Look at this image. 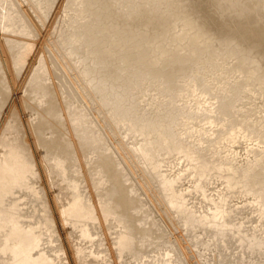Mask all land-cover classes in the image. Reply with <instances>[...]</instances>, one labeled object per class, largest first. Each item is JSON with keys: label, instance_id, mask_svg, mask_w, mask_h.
I'll use <instances>...</instances> for the list:
<instances>
[{"label": "bare ground", "instance_id": "6f19581e", "mask_svg": "<svg viewBox=\"0 0 264 264\" xmlns=\"http://www.w3.org/2000/svg\"><path fill=\"white\" fill-rule=\"evenodd\" d=\"M17 1L0 0V111L9 100L3 93L14 96L5 112L12 111L11 119L5 128V119L0 121V264H182L175 244L154 233L159 221L148 211L149 201L142 202L140 187L159 190L156 200L173 212L176 223L181 220L194 256L206 259L226 249L231 238L238 254H260L259 264H264V237L243 233L230 222L234 196L264 215V113L250 114L243 104L262 76L264 0H204L207 6L198 0L203 8L195 0H190L194 5L189 0L186 5L185 0H113L119 9L111 0H23L41 25L57 1L50 23L62 11L64 24L55 27V44L49 42L63 49L58 56L65 63H60L66 73V67L74 70L79 85L69 88L80 90L79 99L78 90H65L71 74L68 80L64 71L67 81L61 80L59 59L48 52L55 62L51 69L60 68L57 78L64 84L58 72L50 71L46 55H39L48 30L40 34L29 12L19 8L23 1ZM221 55L231 60L239 78L214 92L197 70L201 62L218 63ZM145 83L162 98L156 117L147 115V105L138 109L152 93L144 89L137 98ZM182 96L186 100L180 103ZM19 110H29V118L50 116L47 121L55 123L34 116L36 125L34 117V123L29 119L36 128L29 125L28 131L32 128L35 137L19 125ZM53 124L66 129L60 138L64 145L59 146ZM120 125L142 137L140 142L124 143L116 130ZM106 129L120 138L108 143ZM48 132L57 139L46 141ZM239 133L258 148L219 153L218 147ZM112 144L124 159L118 150L114 154ZM120 158L141 173L139 185ZM216 181L220 190L211 196L208 187ZM85 183L93 194L84 192ZM191 195L204 204L191 202Z\"/></svg>", "mask_w": 264, "mask_h": 264}, {"label": "rangeland", "instance_id": "374dc122", "mask_svg": "<svg viewBox=\"0 0 264 264\" xmlns=\"http://www.w3.org/2000/svg\"><path fill=\"white\" fill-rule=\"evenodd\" d=\"M17 1V0H16ZM21 1H23V0H21ZM20 0H19V2H21ZM110 1V0H109ZM112 2H114L113 0H111ZM190 1V0H189ZM189 1H184L185 2V5L187 4V2H189ZM192 1H194V0H192ZM192 1H190V4L191 5H194V4H196L195 2H197L198 0H195V2L193 3ZM18 1H17V4L19 5L20 3H19ZM108 2V1H107ZM112 2H111V4H112ZM199 2V1H198ZM198 2H197V4L196 5H198V7H200L199 5L200 4H198ZM200 2L201 3H203L204 2V0L202 1V0H200ZM199 2V3H200ZM22 3V2H21ZM109 3V2H108ZM23 4H24V6H23ZM23 4H21V6L19 5V8H22L24 11H25V13L27 12L28 14V16L29 17H32L31 18V20H32V22L34 23V25H35V28H37V26L39 27L38 29H37V31L40 33V34H43L44 32H46L47 30L49 31V32H51V34L47 31V33H48V35H49V37H47L48 35H47V33H44V39H45V41L43 40V42L45 43V45H44V43L42 42V44H41V47H40V52H42V53H40L39 55L41 56L42 54H44V55H46V62H48V60H52V58H53V56H52V58H51V55H50V57H49V54H48V52L50 51L51 52V54H53L54 55V58L56 59V58H58L59 60H60V57H61V55H60V51L63 53V49H61V47H60V50H59V48H56L55 47V45L53 46V45H51V44H55V42H53L54 40H56L57 41V39H56V34H57V30L55 29V27L56 26H61L60 24H62L61 23V20H63L62 19V17H63V15L61 14L62 13V11H60L58 14H57V16H56V18H58V16L59 17H61L59 20H57L56 18H54V23H50L51 21L50 20H52V17H53V15L52 14H54V10H55V8H56V6H54V5H57V1H56V3H54L53 4V8H54V10L53 9H51L50 11H49V14H47V18L48 17H50V19H49V21L47 20V18H45L44 20V23H43V21H42V23H43V25H45L46 23H47V25L44 27L43 25H41L40 23H41V21H40V23L38 24L37 23V21H39V19H37V20H34V19H36V18H33L34 16H30L29 14L30 13H32L31 12V10H32V6L30 5V4H28V2L26 3V2H24L23 1ZM25 4H27V5H25ZM203 4H205L206 5V3L204 2ZM28 5H29V9H30V11L29 10H27V8H28ZM113 5H116V2H114L113 4H112V6ZM189 6V5H188ZM207 6V5H206ZM206 6L204 7V9L206 8ZM113 7H115V8H118L117 7V5L116 6H113ZM209 7L211 8V6L209 5ZM25 8H26V10H25ZM200 8H203V6L202 7H200ZM114 9V8H113ZM119 9V8H118ZM203 9V10H204ZM207 9L210 11V9L207 7ZM211 9H214V8H211ZM34 10V9H33ZM116 11L115 12H117L118 10L117 9H115ZM206 10V9H205ZM204 10V12L206 13L207 11H205ZM54 11V12H53ZM120 11H122L121 9L119 10V12ZM208 11V12H209ZM214 11V10H213ZM53 12V13H52ZM119 12H118V15H119ZM123 12V11H122ZM210 12H212V11H210ZM209 12V13H210ZM124 13V12H123ZM120 14H122V13H120ZM212 14V13H211ZM214 14V13H213ZM32 15H35V13L33 12V14ZM51 15V16H50ZM123 15V14H122ZM135 15V14H134ZM210 15V14H209ZM36 16V15H35ZM126 16V15H125ZM124 16V19H122V20H125V19H127V16L125 17ZM211 16V15H210ZM215 16V15H214ZM121 17V16H120ZM129 17L131 18V17H133V18H135V17H137V16H131V15H129ZM122 18H123V16H122ZM130 18H128V20H130ZM132 19V18H131ZM137 19V18H136ZM55 20H57L58 21V23H56L55 24ZM138 20H140V18L139 19H137V20H135L136 22H138ZM131 21V20H130ZM129 21V22H130ZM133 22H134V19L132 20ZM131 21V22H132ZM126 22H127V20H126ZM129 22H127V23H129ZM132 22V23H133ZM136 22H134V23H136ZM35 23H37V24H35ZM49 24H51V25H49ZM54 24H55V26H54ZM64 24V23H63ZM62 24V25H63ZM37 25V26H36ZM52 25H53V28H52ZM49 26H50V28L51 29H49ZM47 27H48V29H47ZM62 27V26H61ZM45 28V29H44ZM39 29H41V30H39ZM55 29V30H54ZM46 30V31H45ZM41 31V32H40ZM38 32H36L35 31V33L34 34H36L37 33V35L39 34ZM43 32V33H42ZM53 32H56V33H54V37L52 36H50V35H53L52 33ZM33 34V35H34ZM34 36H36V35H34ZM37 38H38V40L40 41L41 39H43V37H42V35L40 36H36ZM36 37H30L31 39L30 40H32L33 41V39H34V41L33 42H39L38 40L36 41ZM47 38V39H46ZM49 39H51L50 41L51 42H53V43H51V42H49ZM48 40V41H47ZM53 40V41H52ZM49 43V44H48ZM51 43V44H50ZM50 45V46H49ZM43 46V47H42ZM47 46V47H46ZM52 46V47H51ZM41 48L43 49L42 51H41ZM48 48V49H47ZM54 49V48H56V49H54V51L56 50L57 52H59V54L57 53L56 54V51H55V53H54V51H52V50H50V49ZM47 49V51H45ZM34 52H35V47H34V49L32 50V52L30 53V55L32 56L33 54H34ZM45 52V53H44ZM49 52V53H50ZM47 53V54H46ZM61 53V54H62ZM28 54H29V52H28ZM29 55V56H30ZM57 57H56V56ZM58 55H60V57L58 56ZM50 58V59H49ZM62 58V57H61ZM27 60V59H26ZM49 61L47 64L49 65V67H50V69H51V66L50 65H53V64H51L50 62H53V61ZM57 60V59H56ZM57 60L56 62L58 63L57 65H60L61 63L60 62H62V63H65L64 62V60ZM234 62H232V64H236L235 62H236V60H233ZM264 62V61H263ZM53 63H55V62H53ZM230 64H231V60L230 59H228V58H226L225 56H220L219 57V62L218 63H216V61L215 60H211L209 63H205V62H201V64L199 65V67H198V70H197V72H198V78L201 80V81H204V83H205V85L206 86H208L210 89H212V91H214V92H219V91H222L223 89H226V85L228 84V83H230L231 81L232 82H234V81H236L238 78H239V72H237L234 68H232L231 66H230ZM264 64V63H263ZM262 64V72H261V75L262 76H260L259 77V81H255V82H253L252 84H251V91L250 92H248V94L247 95H245V98H244V100H243V104H244V109H245V111H248V112H250V114H260V113H264V65ZM56 65V64H55ZM56 65V66H57ZM54 67V66H52V69L50 70L51 72L53 71V70H55L53 73H56V72H58V73H56V78L58 77L57 75H59V78H61V76H60V74H59V72H60V68L59 67H61V71H62V69H63V73H61L62 74V78H61V80H64V82H65V80L67 81V79H63V78H66V76H67V78H68V80H69V77H70V81H67V85L65 84L64 86H67V87H65V90H68L67 88H69V87H72V85L74 86V87H76L77 86V84L75 85V84H73L74 82H77V81H74V80H76V78H75V76H74V74L72 75V73H74L73 71L74 70H71V69H69L68 67H66L65 69L67 70V73H66V71L64 70V68H63V66H66L65 64H61L59 67L57 66V67ZM25 68V67H24ZM54 68V69H53ZM59 68V69H58ZM26 69V68H25ZM25 69H23L22 71H21V74H23L24 73V71H25ZM57 69L59 70V71H57ZM64 71H65V73H66V76L64 75ZM72 72V73H71ZM21 74L19 73V77H21ZM52 74V73H51ZM71 74V75H70ZM55 74H53V77L55 78V76H54ZM70 75V76H69ZM16 76V75H15ZM69 76V77H68ZM17 77V76H16ZM19 77H17V79L19 80L20 78ZM59 78H57V80L59 79ZM72 78H73V80H72ZM53 79V78H52ZM55 79H53V81H54ZM61 80L59 79L58 80V82L60 81V83H63L64 84V82H61ZM186 80V79H185ZM73 81V82H72ZM56 82V81H55ZM69 82V83H68ZM59 83V84H60ZM78 83V82H77ZM56 84H57V82H56ZM63 84H62V86H63ZM70 84H72L71 86H70ZM78 85H79V83H78ZM25 86V85H24ZM63 86V87H64ZM78 87V86H77ZM154 86H149L147 83H145V84H143V86H142V89H139L137 92H136V96H137V98H140V96H139V94L142 92L141 90H146V89H148L149 91H152V93L151 94H149V95H147L146 96V98L139 104V106H138V109H139V111H140V109H143V107H145L146 105L148 106V108H147V112H148V116H152V117H156L158 114H159V107H160V104H161V101H162V98H161V96H160V94H158L157 92H156V90L153 88ZM57 88H58V84H57ZM80 88V87H79ZM70 89V88H69ZM81 89V88H80ZM23 90V89H22ZM71 91L69 92V91H67L66 93H72V92H74V94H75V91L74 90H78V88L76 89V88H71L70 89ZM80 90H78L77 91V93H78V96H79V94H80V92H79ZM82 92V91H81ZM6 93V92H5ZM5 93H3V96H5L6 97V100H7V98L9 99V100H7V102L5 101L4 102V104H3V106H4V108H5V110H4V108H2V111H0L1 112V114L3 115H1L2 117H4L3 119H1L2 117L0 116V121H2V120H4V128H5V126H6V124H7V120H8V118L9 119H11V116H10V114H12L11 112L10 113H7V115H6V106H8V102L11 104V102L10 101H12L13 100V97L14 96H12L11 94H10V97H9V94H5ZM11 93V92H10ZM68 93V94H69ZM23 94V91L21 92V94L19 95L21 98L22 97H25L24 96V94ZM83 94V93H82ZM81 94V95H82ZM6 95H8V97L6 96ZM71 96V98H73V99H76L75 98V96L76 97H78L77 95H75V96H73V94L72 95H70ZM80 98V96L77 98V99H79ZM200 98V97H199ZM201 98H203L202 96H201ZM186 99H185V97L184 96H182L180 99H179V101H180V103H182V102H184ZM5 103H7L6 105H5ZM9 104V105H10ZM20 111V110H19ZM25 111V110H24ZM27 111H29V110H27ZM27 111H25V112H23V111H20L19 113H18V111H17V114H19V115H17L18 117H19V119L18 120H20V119H22L23 120V122H22V120H20L21 121V124H19V125H22V124H25V127H24V125H22L23 126V129H22V127H21V129L23 130V131H25L24 129H27L26 130V132H27V134L30 132L31 133V131L30 130H32V128L30 129L29 128V131H28V127H29V125H30V127L33 125L32 123H30V120H32V122L34 121L33 119L35 118L34 116H37V115H32V113H31V111H30V113H31V115L32 116H30V118H29V112H27ZM28 114H27V113ZM5 113V114H4ZM15 113V112H14ZM13 113V114H14ZM23 114L24 115H26V116H23ZM27 115H28V117H27ZM15 116H16V113H15ZM20 116H22V117H20ZM40 115H38L37 117H39ZM49 116V115H48ZM7 117V118H6ZM17 117V118H18ZM34 117V118H33ZM13 118V117H12ZM16 118V119H17ZM27 118V119H26ZM32 118V119H31ZM42 118V117H41ZM46 118H47V116H46ZM49 119L50 118H52V117H48ZM47 118V119H48ZM30 119V120H29ZM47 119H40V117H39V119H38V121H40V122H43L44 120L46 121V124H48V123H50V122H52V123H55V122H53V121H55V120H50V122H48L47 121ZM15 120V119H14ZM37 120V118H35V121ZM11 121V120H10ZM16 121V120H15ZM15 121H12L14 124H15ZM28 121V122H27ZM34 121V122H35ZM38 121H36L34 124H38L37 122ZM8 122H9V120H8ZM17 122V121H16ZM19 122V121H18ZM27 122V123H26ZM39 122V123H40ZM13 123H11V125H13L14 127H16L15 129H17V128H19L17 125H14ZM28 126H27V125ZM32 124V125H31ZM41 124L42 123H40V125H38V128L39 127H41ZM98 124V123H97ZM43 125H44V123H43ZM42 125V127H44ZM56 125H58V124H56ZM54 126V124H53V126L54 127H56V128H54L53 127V129L55 130H57L56 132H57V136L59 137L58 139L59 140H57V142H58V144H59V146L60 145H64L63 144V142H61L62 140V138H61V135H64V134H62V132L64 131V132H66L65 130H63L62 131V128L60 127V126ZM99 125V124H98ZM35 126V125H34ZM34 126H32L33 128H36V127H34ZM47 126H49V125H45V127H47ZM13 127V128H14ZM65 127V126H64ZM3 128V127H2ZM3 128V129H4ZM50 129V128H49ZM48 129V130H49ZM58 129H59V131H61V132H59L58 131ZM18 130H20V129H18ZM17 130V131H18ZM116 130H117V132L118 133H120V134H122V138L124 139H122L123 140V142L124 143H126V144H137V143H139L140 142V140L142 139V137H140V136H138V135H135V134H131V133H127L126 131H127V128L125 127V126H123V125H120L118 128H116ZM13 131V133H14V131L15 130H12ZM51 131H53L52 129H51ZM108 130L106 129V132H107ZM49 132H50V130H49ZM48 132V134L50 135V134H52V132L51 133H49ZM53 132H55V131H53ZM56 132L54 133V134H56ZM63 132V133H64ZM29 133V134H30ZM32 133H33V136L35 135V137H36V134H34V131L32 130ZM45 133H47V130H46V132L44 131V133L41 135L42 137H41V139L42 140H44L43 139V135L45 134ZM109 133V138L107 137V139H109L108 140V143L110 142V140H111V142H113V143H115V141L117 140V139H119L120 137L119 136H117V138H115L114 137V134L113 133H110V132H107V134ZM48 134H46V135H48ZM53 135V134H52ZM35 137H33V138H35ZM46 137V138H45ZM44 138L46 139V141H49V140H51V139H48L47 140V138H52V136L50 135V137H48V136H45ZM54 137H55V135H54ZM53 137V138H54ZM63 137V136H62ZM52 138V139H53ZM61 138V139H60ZM65 138V137H64ZM55 139H57L56 137H55ZM35 140H37L36 138H35ZM62 143V144H61ZM111 144V143H110ZM109 144V145H110ZM111 147L113 148V147H116L115 145L113 146V144L111 145ZM243 147H248L249 149H253V148H258V145H256V142L254 141V139H251V138H249V137H245L242 133H239L238 135H236L235 136V138H234V140H232L231 142H224V143H222L219 147H218V151H219V153H222V154H225V152H229V151H232V150H235L236 151V153H238V154H240V153H243V151H244V149H248V148H244L243 150H242V148ZM241 150H240V149ZM118 149L116 148V151H117ZM115 150H114V148H113V152H115L114 154H117V152H116ZM242 151V152H241ZM118 152H119V154H117L118 156L119 155H121L120 157H122L123 158V156H122V154L123 153H120V150H118ZM117 155H115V156H117ZM118 156H117V159H118ZM239 159H241V157L239 156L238 157ZM124 159V158H123ZM84 160V159H83ZM119 160H121V158L119 159ZM108 161V160H107ZM121 162H122V160H121ZM123 162H125V160L123 161ZM123 162H122V164H123ZM126 166H124V168L126 169V171H127V173H128V177L129 178H131V180L132 181H134V182H136V183H138V182H140V180H141V173L132 165V164H130L131 165V167L129 166V164H127L126 162L124 163ZM109 168V167H108ZM169 167L167 166V165H164V170L168 173V171H169ZM135 183V185H139V183L138 184H136ZM183 183H185L184 185H187L188 183L186 182V181H184ZM153 185V184H152ZM137 187V186H136ZM138 188V187H137ZM83 189H84V192L85 193H88V196H89V194H93V190H92V188L90 187V190H89V187L87 186L86 187V183L83 185ZM140 189L144 192L143 194L144 195H141V199H143L142 197H144V199L146 200H143L142 202H148L149 201V204H148V206H149V208H150V210H148V211H150L151 212V216H153V218L155 219V221H156V223L159 221V225H158V227H159V230L158 231H156V230H154V231H156V232H154V233H161L162 232V239L163 240H166V241H170V242H172V243H174L175 244V248H176V256L178 257V259H179V261H181V263L182 264H205V260H208L209 261V263H214V264H250L249 262L251 261V259H252V264H259V259H260V254L259 255H257V254H254V255H245L244 257H242V255H240V254H238L237 253V251H238V249H237V244L235 243V241L233 240V239H231V238H229V239H227V247H226V249H222V248H219V252L218 253H215V254H208V257L206 258V259H204L203 257L202 258H199L198 256H194L193 255V253H191V249L189 248V246H188V241H189V238L187 237V234H186V230H185V227L183 226V224H182V222H181V220L180 221H178V223H176V221H174V219H173V215H172V213H170V211L169 212H167L168 211V209H165V207L166 206H164V205H162L159 201H157L156 199H157V197H156V195H158L160 192H159V190H157V189H154V187L152 188V189H154L155 191V193H152V190L150 189V190H147V191H145L142 187H140ZM139 189V190H140ZM138 190V191H139ZM219 190H220V186H219V182L218 181H216V182H213V184L211 183V184H209V187H208V192L210 193V195L212 196H216V194H217V192H219ZM139 194L141 193L140 191L138 192ZM191 202H193L194 204L196 203V204H199V203H201V204H204V199L203 198H201L200 196H198V195H191ZM243 202H242V200H241V198L240 197H238V196H234L233 198H232V200H231V205L233 206V209H234V214L230 217L231 219H230V222L232 223V224H237V225H239L238 227H240L241 229H242V231H243V233L244 232H251V233H256L257 235H260L261 234V236L262 237H264V215H262L261 213H259L258 212V210L255 208V206H251V205H249V203H247V202H245V204H242ZM146 206H147V203H146ZM148 208V209H149ZM170 210V209H169ZM255 227V228H254ZM249 229V231H247ZM255 229H257V231L255 232L254 230ZM162 230V231H161ZM101 232H102V230H100ZM208 235V234H207ZM207 235H205L204 233L202 234V236L205 238ZM180 244L181 245V247H178L177 245L178 244ZM264 249V248H263ZM251 257V258H250Z\"/></svg>", "mask_w": 264, "mask_h": 264}]
</instances>
